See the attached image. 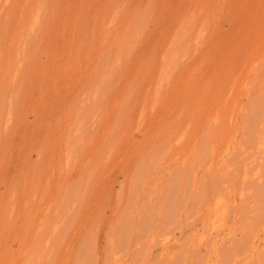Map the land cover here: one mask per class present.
<instances>
[{"label":"rangeland","instance_id":"1","mask_svg":"<svg viewBox=\"0 0 264 264\" xmlns=\"http://www.w3.org/2000/svg\"><path fill=\"white\" fill-rule=\"evenodd\" d=\"M0 264H264V0H0Z\"/></svg>","mask_w":264,"mask_h":264}]
</instances>
